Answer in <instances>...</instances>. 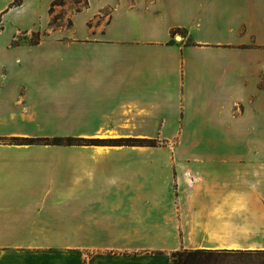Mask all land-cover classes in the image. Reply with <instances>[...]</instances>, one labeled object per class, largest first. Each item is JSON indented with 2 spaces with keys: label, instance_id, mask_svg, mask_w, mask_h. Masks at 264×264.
Returning a JSON list of instances; mask_svg holds the SVG:
<instances>
[{
  "label": "crops",
  "instance_id": "1",
  "mask_svg": "<svg viewBox=\"0 0 264 264\" xmlns=\"http://www.w3.org/2000/svg\"><path fill=\"white\" fill-rule=\"evenodd\" d=\"M50 1L21 0L16 5V0H0V264H170L172 253L160 247L88 242L64 250L57 245H17V235L32 233L31 220L45 221V230L39 233L58 234L62 220L70 215L143 218V212L136 210H89L94 202L84 195L86 181L63 184L65 170L82 169L89 151L9 143L30 136L25 115L18 120L25 130L16 126V49L10 43L16 23L29 21L36 8L44 14ZM107 7H112L109 18L90 34L87 50L72 53L70 68L57 69L56 115L70 116L73 124L89 132L122 122L164 124L166 138L177 135L167 124H182L176 133L185 138H222L194 148L203 155L223 156L220 149H224L229 158L240 153L253 158L255 147L226 140L250 139L231 128H238L247 115L264 117V0H89L87 19L100 20ZM42 96L47 92L41 90ZM258 151L264 159V147ZM91 153L100 155V150ZM186 178L193 184L198 181L185 170L181 185H193ZM250 183L251 188L256 184ZM224 201L229 212L221 207L207 216L194 210L185 233L201 237L187 248L218 249L210 242L223 241L218 236L225 220H234L239 212V197L226 196ZM76 231L125 234L121 225L105 224ZM188 240L194 242L192 236Z\"/></svg>",
  "mask_w": 264,
  "mask_h": 264
},
{
  "label": "rangeland",
  "instance_id": "2",
  "mask_svg": "<svg viewBox=\"0 0 264 264\" xmlns=\"http://www.w3.org/2000/svg\"><path fill=\"white\" fill-rule=\"evenodd\" d=\"M53 1L44 14L36 8L37 12L29 21L16 23L10 43L16 49V126L18 130H25L18 122L25 115L30 121L26 123L30 136L15 137L9 143L32 148L78 147L89 151L82 169L72 166L65 170L63 184L69 186L77 179L80 183L86 181L82 183L86 188L84 195L94 202L89 210H136L143 212V218L82 219L70 215L62 220L63 229L58 234L39 233L45 230L42 227L45 221L31 220L32 233L17 235V245H57L71 250L88 242H110L127 243L129 248L134 245L160 247L170 253L196 250L186 246H194L201 236L187 235L184 228L192 222L194 210L203 211L207 216L221 207L229 212L224 198L233 196L239 197V212L234 214V220H225L223 232L218 236L223 241L210 242L211 246L226 247L205 249L213 250V254L201 264H264V159L257 153L264 147V137H253L264 134V121H260L264 117L250 114L239 121L238 128H231L239 132V137L250 136V139L226 140L235 141L240 147H255L257 152L254 151L253 158L249 159L241 153L229 158L224 149H220L223 156L203 155L194 148L222 138H185L176 133L181 131L182 124H167L168 130L177 135L166 138L162 132L164 124L122 122L105 124L89 132L86 127L73 124L70 116H57L54 97L57 69L70 68L72 53L87 50L90 34L96 32L97 24L107 22L112 7L102 10L100 20L87 19L85 11L89 8V0H63L62 6L56 5L50 12ZM45 4L43 1L42 10ZM41 90L42 94L47 92V96L41 97ZM243 109L240 108V113ZM205 135L210 136L208 132ZM68 138L74 139L69 141ZM70 142L73 145H67ZM99 150L100 155L91 153ZM185 170L198 177L192 186L181 185L180 177ZM251 181L256 182L252 188ZM104 224L109 228L121 225L125 234H74L78 229ZM191 236L194 242L189 244ZM223 249L242 252L217 253Z\"/></svg>",
  "mask_w": 264,
  "mask_h": 264
},
{
  "label": "trees",
  "instance_id": "3",
  "mask_svg": "<svg viewBox=\"0 0 264 264\" xmlns=\"http://www.w3.org/2000/svg\"><path fill=\"white\" fill-rule=\"evenodd\" d=\"M16 5L21 4V0H16L15 2ZM63 5V0H54L51 4L50 12H52V9L54 6ZM56 139H61V138H56ZM70 139L69 141H72L71 139L74 138H68ZM67 145H73L68 143ZM217 251V250H214ZM220 252L217 253H241L242 250H218ZM258 251V250H257ZM213 250H205V249H196V250H180V251H175L171 254V262L170 264H201L204 262L203 259H208V256L213 254Z\"/></svg>",
  "mask_w": 264,
  "mask_h": 264
},
{
  "label": "bare ground",
  "instance_id": "4",
  "mask_svg": "<svg viewBox=\"0 0 264 264\" xmlns=\"http://www.w3.org/2000/svg\"><path fill=\"white\" fill-rule=\"evenodd\" d=\"M112 136V135H111ZM186 182H187V184H193L192 182V180L190 179V178H186ZM218 247L217 248H224V247H226V246H221V245H217ZM235 248V247H234Z\"/></svg>",
  "mask_w": 264,
  "mask_h": 264
}]
</instances>
